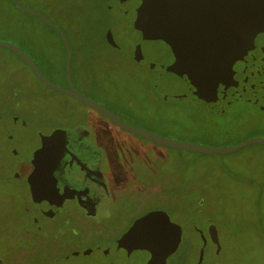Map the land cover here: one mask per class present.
<instances>
[{
	"label": "rangeland",
	"instance_id": "rangeland-1",
	"mask_svg": "<svg viewBox=\"0 0 264 264\" xmlns=\"http://www.w3.org/2000/svg\"><path fill=\"white\" fill-rule=\"evenodd\" d=\"M22 1L66 30L73 48L81 47L77 53L87 70H94L98 64L101 100L109 102L127 124L204 147H232L248 139L264 138V111L243 103L224 116L206 108L194 110L176 98L186 91L185 81L167 72L158 76L131 62L124 61L123 66L120 54L108 50L104 33L109 26L124 49L130 50L138 40L130 13L125 15L116 7L106 11V0ZM137 1L131 0L123 8ZM110 3L117 5L119 0ZM0 42L13 44L31 56L45 52L54 63V69L47 70L50 75L63 70L64 52L57 33L36 17L13 9L10 16L0 18ZM156 47L147 45L146 49ZM53 77L58 85L66 86L56 73ZM0 83L10 84L23 118L30 124L12 130L22 141L20 156L12 155L0 130V192L8 201V206L0 205V214L7 207L9 218H13L20 210L19 203L27 199L26 186L19 180L24 174L18 160L21 156L30 158L40 144V134L61 126L64 119L73 123L88 117L97 122L96 140L107 148L108 168L115 167L118 177L125 180L127 189L119 195L122 202L130 204L126 219L131 221L153 208L164 210L182 229L178 253L184 264L198 259L201 233L207 237L209 223L218 230L221 252L217 257L211 243L205 249L206 264H264L263 145L228 155H203L158 145L106 118H97L80 102L44 86L16 54L4 47H0ZM131 195L136 202L126 200Z\"/></svg>",
	"mask_w": 264,
	"mask_h": 264
},
{
	"label": "flooded vegetation",
	"instance_id": "flooded-vegetation-1",
	"mask_svg": "<svg viewBox=\"0 0 264 264\" xmlns=\"http://www.w3.org/2000/svg\"><path fill=\"white\" fill-rule=\"evenodd\" d=\"M130 1L119 0V4L114 5L107 0L106 11L116 7L125 15L130 13L134 18V27L138 9L144 0H138L136 4L124 9L123 6ZM194 2L195 0L155 1L160 5H180L183 11ZM134 29L138 32V40L130 50H125L113 30L109 26L106 27L104 40L108 50L120 54L119 59L123 66L131 62L143 69L152 70L158 76L167 72L185 81L186 91L176 95V98L184 102L183 105L194 110L206 108L219 116L226 115L235 105L241 103L264 111V97L254 101L240 100L227 104L226 100L233 90L232 85L227 88L230 83L229 76L223 79L222 86L214 87L209 84L207 87L198 88L196 84L171 72L175 56L170 46L162 40L144 39L142 32L135 27ZM63 31L72 50L73 94H81L124 121L109 102L101 100V72L98 70V64L94 70H87L82 56L77 53L81 47L74 49L68 34L64 29ZM109 31L112 36L110 40L107 39ZM54 32L62 44L60 49L64 52L62 57L65 59L63 70L55 73L59 79L64 80L66 86L58 85V79L53 77L55 73L50 75L47 71L54 69V63L45 52H39V55L35 56L25 53L50 82L70 90L66 71L67 49L59 33ZM76 43L80 41L76 40ZM147 45L157 47L148 51ZM16 56L26 64L36 80L48 87L27 62ZM11 90L10 84L0 83V130L3 140L11 148L12 155L20 156L18 146L22 141L15 137L12 130L15 127H29L30 124L23 118V109L20 108L19 101H16L17 95H13ZM64 95L78 101L69 94ZM174 99L175 97L170 100ZM80 103L97 118L109 120L87 104ZM72 122L64 119L61 126L52 127L47 133L40 134V144L33 150L30 158H19L18 166L24 174L19 180L26 186L27 199L19 203L20 210H16L13 218H9L7 207H3L1 211L0 264H184L178 253L176 230L163 221L162 215L154 219L145 218L151 212L166 213L164 210L153 208L131 221L126 219L130 204L122 202L120 198L127 189L126 183L118 177L115 167L107 166V148L96 140V120L86 117ZM143 129L158 133L146 127ZM48 148L51 149L48 154L53 159H47L46 164L42 162L41 157L46 154ZM43 170L48 172L46 178L41 176ZM4 180L6 182V179ZM2 183L1 179L0 184ZM120 193L122 195H119ZM126 200L136 202L132 195ZM2 203L8 206L6 195L1 193L0 205ZM169 220L174 223L170 218ZM209 225L211 223L207 227ZM206 238L205 249H208L213 242L208 234ZM213 247L217 250L214 243ZM205 249L201 264H206ZM213 264H218V261Z\"/></svg>",
	"mask_w": 264,
	"mask_h": 264
},
{
	"label": "water",
	"instance_id": "water-1",
	"mask_svg": "<svg viewBox=\"0 0 264 264\" xmlns=\"http://www.w3.org/2000/svg\"><path fill=\"white\" fill-rule=\"evenodd\" d=\"M12 1L20 10L40 18L48 27L57 31L67 49L66 71L70 90L50 82L30 56L19 47L0 42V47L12 51L27 62L49 88L73 96L122 129L164 147L203 155H228L248 146H264V138L248 139L225 148L204 147L168 139L154 132L128 125L92 100L81 94L74 95L71 77L72 50L63 29L53 24L44 14L28 8L19 0ZM155 1H143L138 9L134 27L142 32L144 39L162 40L170 46L175 56L171 72L196 84L198 88L207 87L209 84H213L214 87L222 86L223 79L229 76L230 83L227 88L232 85L233 90L226 100L227 104L240 100L254 101L264 97V0H195L184 11L180 5H160ZM111 37L109 31L107 39L110 40ZM50 151V148L46 149V154L41 157L42 162L47 164V159H53L48 154ZM46 174L48 175L47 170H43L42 178H46ZM158 215H162L163 221L176 230L177 243H179L182 230L180 226L170 222L166 213L151 212L145 218L154 219ZM207 234L216 245V253L219 254L221 245L216 226L209 225ZM201 237L203 244L195 264H201L203 261L207 238L203 233Z\"/></svg>",
	"mask_w": 264,
	"mask_h": 264
},
{
	"label": "trees",
	"instance_id": "trees-1",
	"mask_svg": "<svg viewBox=\"0 0 264 264\" xmlns=\"http://www.w3.org/2000/svg\"><path fill=\"white\" fill-rule=\"evenodd\" d=\"M22 4H24L23 3V1L22 0H19ZM106 2H107V0H106ZM26 6V5H25ZM105 7H107V3H106V5H105ZM13 9H16V10H18V11H21V12H23L22 10H20L16 5H15V3L12 1V0H0V18H3V16H10V14H11V12H12V10ZM23 13H25V12H23ZM46 16V15H45ZM47 17V16H46ZM37 18V17H36ZM48 18V17H47ZM38 19H40V18H38ZM41 20V19H40ZM42 21V20H41ZM51 21V20H50ZM43 22V21H42ZM44 23V22H43ZM53 23V22H52ZM45 24V23H44ZM53 24H55V23H53ZM46 25V24H45ZM56 25V24H55ZM47 26V25H46ZM58 26V25H57ZM48 27V26H47ZM60 27V26H59ZM48 28H50V27H48ZM61 28V27H60ZM50 29H52V28H50ZM61 29H63V28H61ZM52 30H54V29H52ZM55 31V30H54ZM66 31V30H65ZM67 33V32H66ZM15 54V53H14ZM159 135V134H158ZM182 151V150H181Z\"/></svg>",
	"mask_w": 264,
	"mask_h": 264
}]
</instances>
